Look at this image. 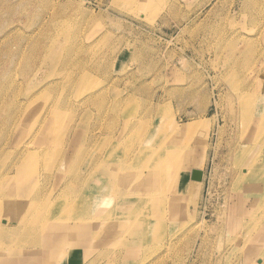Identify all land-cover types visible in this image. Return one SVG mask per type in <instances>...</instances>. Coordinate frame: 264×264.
Masks as SVG:
<instances>
[{
  "label": "rangeland",
  "instance_id": "rangeland-1",
  "mask_svg": "<svg viewBox=\"0 0 264 264\" xmlns=\"http://www.w3.org/2000/svg\"><path fill=\"white\" fill-rule=\"evenodd\" d=\"M0 28V91L7 94L8 100L0 104V118H3L0 119V179L17 171L24 160L22 151H28L26 141L33 147L31 140L40 126L33 127L32 136L29 128L42 111L44 117L54 112L59 116V109L63 112L56 128L66 135L59 149L68 153L62 152L56 165L49 164L44 156L27 160L20 193L16 189L19 184L14 189L6 186L3 189L0 264H26L32 257L36 260L30 264H68L77 257L83 264L86 254L87 264L95 259L102 260V264H264V185L252 184L253 190H249L247 186L242 187L247 182L240 179L241 174H254L259 169L264 174V147L250 152L247 149L258 117L254 116L246 136L239 123L240 96L254 100L253 104L256 102L257 114L264 109L256 101L259 93L264 98L263 0H0ZM49 29L50 39L60 34L61 49L68 51L67 59H70L67 61L70 65L57 72L54 63L42 60L41 64L40 58L32 62L30 56L35 43L45 42ZM15 33L20 35L17 37ZM16 51L19 53L15 54ZM39 65H42L39 80L29 84L23 74H32ZM49 74H61L60 88L56 85L53 97L37 99L38 103L28 110L31 98L54 79ZM163 94L160 105L150 107L156 102L152 97ZM93 95V100L87 102ZM21 105L25 108H20ZM115 112L121 126L114 131ZM168 117L182 125L200 118L206 122L189 137L193 145L185 151L193 162H201L203 166L199 196L194 203L189 201L190 216L177 217L178 226L171 219L173 213L164 206L163 214L158 213L157 219L163 224L160 227V221L157 222L159 230L148 241L140 238L143 225L128 230L125 221L134 216L118 212L119 218L97 225L96 216L117 202L127 186L120 183L107 189L110 179H100L96 174L98 167H94L102 152L109 151L114 137L120 139L125 134L117 133L126 119L132 124L126 136L132 140L133 151L129 157L134 164L121 169H136L131 177L132 191L139 200L152 195L155 201L160 197L166 198L167 203L170 201L174 189L170 177H165L166 186L161 185L158 171L143 166L149 159L142 153H139L141 157H133L141 144L147 147L154 143L162 118ZM16 121L21 123L19 127ZM51 124L50 121L42 133L45 142L50 138ZM166 130L167 134L171 132L169 128ZM69 139H72L70 147ZM152 159L154 164L158 162L156 157ZM65 161L68 167L61 170ZM72 165L73 172L65 173L64 169L69 171ZM103 173L113 175L108 171ZM180 177L183 179V174ZM126 179L123 177L122 182ZM68 181L70 186L59 198L58 205L71 212L74 202V206L81 204L77 216L67 214L58 223L51 222L49 214H24L26 219L19 223L20 214L16 211L19 203L28 212L29 195L42 191L45 185V202ZM74 216L76 219L70 220ZM201 222L202 230L196 227ZM55 224L60 227L53 230L55 233L43 246L44 229ZM105 231L110 233L108 240L103 237ZM99 234L102 236L97 241L95 237ZM57 252L53 263L45 261V257Z\"/></svg>",
  "mask_w": 264,
  "mask_h": 264
},
{
  "label": "bare ground",
  "instance_id": "bare-ground-1",
  "mask_svg": "<svg viewBox=\"0 0 264 264\" xmlns=\"http://www.w3.org/2000/svg\"><path fill=\"white\" fill-rule=\"evenodd\" d=\"M146 2H147V0H146ZM255 4H256V2H255ZM258 6H259V3H258ZM35 24H34L33 27L36 26ZM40 24H41V22H40ZM36 28H37V26H36ZM41 28H42V26H41ZM41 28H40V31H41ZM5 29H6V27H5ZM35 32L36 31H34V34L36 35ZM21 33H22V31H21ZM38 33H39V30H38ZM38 33H37V35H38ZM46 33L48 35L46 36L45 42H37V43H35L33 45L32 49H30V56L32 57V60L31 61L33 62L35 59L40 58V63L41 64H43L41 62L42 60H46V61H48V62H50L52 64L54 63L55 66L57 67L56 68V72L59 70V68H62V67H63V70H64V67H67V66L70 65V64L67 63V61L70 60V59H67V53H68V51H64V49H61L60 34L59 33L58 34L56 33V36H52V38L50 39V37H49L50 36V29ZM18 35H20V34L17 33V35H16V33H15V36L18 37ZM22 36L25 37L24 34ZM5 37L8 39L7 36H5ZM30 37H28V39H30ZM19 38H21V36ZM21 39H23V38H21ZM25 40H26V38H25ZM23 41H24V39H23ZM7 42H9V41H7ZM14 42H15V40H14ZM28 45H29V43H28ZM28 45H26V46L28 47ZM10 48H12V47H10ZM10 48L8 49L9 51H10ZM22 50L23 49L21 48V50H19V52L20 51L22 52ZM17 52L18 51H16V53L15 52L14 53L17 54ZM8 54L10 55L11 53L8 52ZM4 55H6V52H5ZM3 56H2V58H3ZM7 56L5 58H7ZM3 60H4V58H3ZM31 66H34V65H31ZM41 67H42V65H39L38 67H36L35 69H33L32 70V74L31 73L30 74H28V73L27 74H23L25 76L24 78H27L28 79L29 84H32V83H34V81L36 82V81L39 80L40 76H38V74H40L42 72ZM28 69L29 68H27V70ZM27 70H25V73H26ZM6 72H7V70H6ZM9 72L10 71H8V73ZM3 74H4V70H3ZM16 74H18V73H16ZM63 74H64V72H63ZM66 74H68V73H66ZM7 75L8 74H6V76ZM41 75H44V74H41ZM3 76H2V78H3ZM60 76H61V74H49V77H52L54 79L53 80H50V82L48 84H46V85L44 84L45 86H43V87L41 86L42 88L39 89V91L37 93L35 92L36 94L34 93L35 94L34 95L35 97L33 96L31 98V100H30L31 103H30V105H28V110L30 108H32L33 105H35L36 103H38V101H39L40 98H45V99H46V97H48L49 99L51 98V96H52L51 94H52L53 90L56 88V85H58L57 88L59 87V82L58 81H59ZM0 78H1V76H0ZM24 78H23V81H24ZM71 83H73V81ZM263 83H264V81H263ZM29 88H31V87H29ZM263 91H264V86H263ZM82 93H83V91L80 92V94H82ZM14 94H16V93H14ZM72 95H71V97H72ZM58 96H55V97L57 98ZM72 98L70 99L71 101H72ZM93 98H94V95L92 97L90 96L88 98L87 102L92 101ZM37 99H38V101H37ZM53 99L55 100V98H52V102L54 101ZM163 99H164V94L163 95H159L158 97H155V98L152 97V100H154L156 102L155 103L153 102L154 104H150V107L152 105H160V103L163 101ZM70 100H69V102H70ZM6 101H8L7 100V94H4V91L1 90L0 91V104L3 103V102H6ZM253 101L254 100H250V98H247V97H245L243 95L240 96V103H239V105L242 108V113H241V120H239L240 121L239 123H241V127L243 128L244 136H246V134L250 132V129H251L253 123H254L253 120L256 117H258L257 123H256L255 128H254L253 137H252V139L250 141V144L248 145V148H247L249 152L252 149L261 150V147H264V135L262 134V133H264V109L261 108L262 110L257 114V110L256 109L254 110V106H255L256 102H254V104H253ZM256 101H257V104H261L264 107V98L262 97V95L260 93L258 95V100H256ZM53 103H55V101ZM58 104L61 105L62 104V101H59ZM120 104H121V102H119L115 106V108L118 109V107H119ZM15 105H16V103H15ZM22 106H24V105H21L20 108H22ZM24 108H25V106H24ZM43 110H44V108H43ZM59 110H57V112L59 113V116H56L55 115L56 112H54V114L52 113V115H50V116H48L49 115L48 114L46 117H44V115H45L44 113L45 112L42 111V113H40L39 116L37 115L36 119H34V121L30 124V128H29V133L30 134H31V132L33 130V127L35 125H38L39 124V126H40L39 131L37 130L38 133H36V135L31 140L32 142H34V145H33V147H30V143L28 141H26L25 148H28V151L26 149L22 151L23 152V159L24 160L17 167V171H15L14 175H12L10 173H7L5 176L1 177V179H0V194H2V191L5 188V186L7 188L14 189L17 186V184H19V185L16 187V189H18L19 190L18 192L20 193V189H19V187H21L20 182H21V178H22L23 173H25L27 160H30L32 158H34V159L35 158L41 159L40 157L44 156L43 158H46L47 159V162L49 164L52 163V165H54V164L56 165L57 162L59 163V161L61 160V154L63 155L62 152H64V150H62V152H61V150L59 148L61 147L62 139H64V137L66 136V135L63 136L64 133H63L62 130H58L56 128L57 125H58V119H60L61 116L63 115V112L61 113L60 112L61 110L60 111ZM3 111H5V110H3ZM21 111H22V109H21ZM23 113H24V110H23L22 114ZM254 116H255V118H254ZM162 119H163V121H162V123H160V127H158V129H157V134H155L156 139L153 141L154 143L152 142L153 144H149L147 147L145 146L146 144H141L139 146V148L138 147L137 148L138 149L141 148L142 150L139 152L138 149H137V150L134 151V155L133 154L132 155H133V157L136 156V155H137V157H141V155H139V153H142V156L144 158L149 159V160L145 161V163H144L145 165H143V166H145L147 168H153L156 171H158V181H159V183L161 185H165L166 186V184L164 183V180H166L167 175L170 177V179L174 182V184H173L174 189L171 192L172 193L171 194L172 197H170L171 198L170 201H168V203H167L166 202L167 200L164 197H160L159 200L155 201L154 196L152 197V195H149V196H146L145 195L144 198L141 197V199L139 200L138 195H136V193H134L132 191V188H131L132 187V179H131V177L133 176V173L136 171V169H130L129 167H126L124 171H123V169H121V167H124V165L129 164L131 166V165L134 164V163H132V161L130 160V157H129V153H132V151H133V150L131 151V148L133 147L132 140L130 141L127 138V136H126V130L129 129L132 124H130V121H129L130 119H126L125 122H124V124L122 125L121 129L117 133V134H119V133L122 134L123 132H125V134H123L120 139H116V136L114 137V140L111 141L110 144H109L110 145L109 146V149H108L109 151H106V152L103 151L102 152V155L100 156L99 161H97L98 163L94 167L95 168L98 167L97 168L98 171H96V174L98 173L100 179L101 178L105 179L106 177L108 178V180L110 179L109 182H108L107 189L110 190L111 189V186H115V185H116L115 187H117L120 183H123V184H125L127 186L124 188V193L120 194V197L118 198V201L117 202H114L105 211H103L100 215L96 216V218L94 219V221H95V223L97 225H101V224L107 223L109 220H114V219L119 218L118 212L120 214H123V216H127V217L134 216V217L128 219L127 221H125L127 223V225L129 226L128 230L130 228H132L133 226H141V225H143V231L144 232H139L140 233V238H141L142 241H148V239L151 237V235L154 233V231L157 230V228L159 230V227L156 226L157 222L160 221V220H157L158 219V216H159L158 213L163 214L164 206H168V209L170 210V214L173 213L172 216L174 218H171V219H174V221L177 223L176 225H178V226L180 224H178L177 217L179 218V216H181V218H184V217H189L190 216V214H191L192 211L188 208V205L190 204L189 201H192L194 203L195 202L194 200L199 196V192L201 190V181L192 180V178H190V175L192 174V171L193 170L202 171L203 170L202 169L203 166H202L201 162H197V161L196 162L195 161L193 162L192 156L190 154H186L185 151L187 149H189L190 147H192V145H193V141H190L191 139H189V137H191L193 135V133L195 132V130L198 131V129L200 128V126L204 125L206 122L204 120H202V118H200L199 120H194L193 122H190L187 125H182L178 121H175L172 117L162 118ZM13 120H12V123H13ZM50 121L52 122V124H51L50 138H49L48 141L45 142V141H43L45 138L42 135V133H43L44 129H46L47 124ZM112 121H113V124L116 125V127L113 129L115 131L116 129H118L121 126V124L119 123V116L117 115V112L114 113V117L112 118ZM152 121L155 122V120H152ZM149 123H151V122L149 121ZM15 124H16V126L18 125V127H19V125L21 123L17 124V121H16ZM155 126H157V123L155 124ZM163 127L165 129V132L163 131ZM166 128H169L171 130V132L169 134L166 133L167 132ZM15 130H17V129H15ZM1 131H2V129H1ZM74 131H77V129H75ZM34 133H35V131H34ZM31 136H32V134H31ZM8 139L11 140L10 137ZM141 140H142V138H141ZM207 140H208V137H206L205 142H207ZM3 144H4V142H3ZM67 144H69V147H70L71 144H72V139H69L67 141ZM137 144L138 143H136V145ZM56 147H58V149H55ZM134 147H136V146L134 145ZM13 149H15V148H13ZM54 150H56V151L53 154L52 152ZM64 153L65 154H68V153H66V150H65ZM77 153H78V158H79L80 157L79 151H77ZM155 157L158 160L157 163L155 162V164H157L156 166H154L155 164L153 163V159H152V158H155ZM61 165H62L61 166V170H63L64 167H66V168L68 167L67 161H65ZM252 166L253 165H251V168L249 170L250 172L253 169ZM73 167H74V165H72L70 168H68L69 171L65 168L64 169L65 170V173H68V172L71 173V172H73V170H72ZM113 167H114V169H113ZM48 168H50L49 165H48ZM137 168H139V166ZM54 170H55V167H54ZM112 170H114V171L112 172ZM103 171L104 172H107V171L108 172H111L113 175L112 176L111 175H108L107 173H103ZM146 172H148V171H146ZM181 174H183V176H184L183 179H181V177H180ZM241 176L242 177L240 179L243 180V181H245V182H247V183H244L242 185V187L247 186V188L249 190H253L252 189V186H251L252 184H257L259 186L264 185V174H263V172L261 173V170L260 169H259V171L257 173H254V174L253 173H246L245 175H242L241 174ZM123 177L127 178L125 182H122V178ZM75 183H76V181H75ZM76 184H78V183H76ZM76 184H74V185H76ZM8 185H9V187H8ZM99 185H100V183H99ZM69 186H70V182L68 181L64 185V188H62V187L59 188V190L57 191V194L50 195L49 199L47 201H45V202H47V205L46 206H44L45 202L43 201V200H45L44 195H46V186L45 185H43V190L44 191L41 189L42 191L39 190L40 192H38V193L34 192V194L29 195V196H31V200L28 201V203H27L28 205H26L28 212L25 211L26 210V207H25L24 204H20L19 203V205L16 206V211L20 214L19 223H20V221L26 219V216H24V214H33V213H37V214L39 213V215L49 214L50 221L51 222H58V223L64 221L65 219H63V218L67 214H72V215H76L77 216V212L80 213V211L78 210V208L81 207V204H78V205H75L74 206V203H75L74 202L73 203V207L71 208V212H69L68 210L62 208V206L58 205V201H60L59 198H61L62 195L65 194V192H66V190H67V188ZM62 189H65V190L62 192ZM164 191H166V190L164 189ZM164 193H163V195H165ZM88 194L89 195L91 194L90 196H92V193H88ZM167 198H168V196H167ZM132 199H136V200L132 204H130L129 202ZM15 202H18V201L15 200ZM20 202H22V201H20ZM55 202H56V204H55ZM51 203H53L54 205H52ZM244 205H243V210L245 211L246 209H245V206ZM251 205H253V204H251ZM37 218H39V216ZM74 219H76L75 216L72 219H70V220H74ZM185 219H187V218H185ZM159 223H160V227H161L162 224H163V221H160ZM181 223H182V221H181ZM59 227H60V224H55V225H53L50 228L44 229V231H45L44 232V235L46 237V242L43 244V246H45L46 244H48L47 239L51 235H53V233H55L53 230L54 229H57ZM196 227L198 229L202 230L203 229V223L201 222ZM47 231H49V234H48L49 236L45 234ZM31 232H33V228L31 229ZM128 232H131V231H128ZM102 234H103L104 239L105 240H108L110 233L107 232V231H105ZM102 234H99V236H96L95 237V240L99 241L101 239ZM253 237H254V235H253ZM137 242L141 243L140 240H138V239H137ZM243 245H245V247L248 246L247 245V242H244ZM249 245H250V243H249ZM61 247H67V246L66 245H62ZM3 248H6V247L3 246ZM58 254L59 253L57 252L56 254L49 255V256L45 257V261L47 263H48V261L51 262V263H53L55 261L56 257L58 256ZM35 260H36V257H32L31 259H29V260L26 261V264H30L31 262L34 263ZM82 262H83V264H87V262H88V254H86L83 257ZM116 262L117 263H120L119 260H117ZM102 263H103L102 260H100L98 262V260L95 259L94 261L90 262L89 264H102Z\"/></svg>",
  "mask_w": 264,
  "mask_h": 264
},
{
  "label": "water",
  "instance_id": "water-1",
  "mask_svg": "<svg viewBox=\"0 0 264 264\" xmlns=\"http://www.w3.org/2000/svg\"><path fill=\"white\" fill-rule=\"evenodd\" d=\"M192 180L201 181L203 179V172L198 170H193L191 174Z\"/></svg>",
  "mask_w": 264,
  "mask_h": 264
},
{
  "label": "crops",
  "instance_id": "crops-1",
  "mask_svg": "<svg viewBox=\"0 0 264 264\" xmlns=\"http://www.w3.org/2000/svg\"><path fill=\"white\" fill-rule=\"evenodd\" d=\"M190 178H191V175H190ZM79 256H80V254H79ZM68 264H80V258H79V257H77V258H72V260H70V261L68 262Z\"/></svg>",
  "mask_w": 264,
  "mask_h": 264
}]
</instances>
